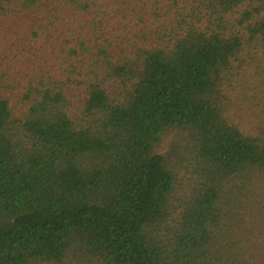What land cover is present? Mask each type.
<instances>
[{"label": "trees", "instance_id": "16d2710c", "mask_svg": "<svg viewBox=\"0 0 264 264\" xmlns=\"http://www.w3.org/2000/svg\"><path fill=\"white\" fill-rule=\"evenodd\" d=\"M0 264H264V0H0Z\"/></svg>", "mask_w": 264, "mask_h": 264}]
</instances>
